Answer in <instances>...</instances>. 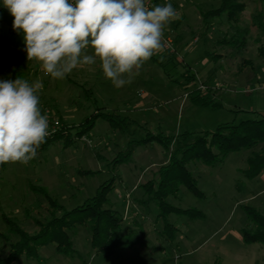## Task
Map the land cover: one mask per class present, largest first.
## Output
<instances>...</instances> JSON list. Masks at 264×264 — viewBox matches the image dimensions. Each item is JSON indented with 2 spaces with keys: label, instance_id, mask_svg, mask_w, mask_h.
Instances as JSON below:
<instances>
[{
  "label": "rangeland",
  "instance_id": "1",
  "mask_svg": "<svg viewBox=\"0 0 264 264\" xmlns=\"http://www.w3.org/2000/svg\"><path fill=\"white\" fill-rule=\"evenodd\" d=\"M145 1H150V8L171 3L177 10L178 18L167 25L163 37V43L166 38L172 40V48L154 55L160 60L163 57L164 68L150 58L138 74H132L131 83L121 88L104 77L98 58L94 65L77 67L63 80L46 76L39 63L27 60L23 34L11 36L5 25L0 26V80H40L41 106L58 114L66 128L62 131L75 132L85 119L101 112L119 115L127 126L124 131L100 118L93 130L75 138V143L54 144L27 165L16 162L0 166V232L7 236L0 238L1 258L7 257L9 244L16 239L3 216L34 233L35 217L44 221L52 211L61 213L52 209L42 190L70 210L116 175L110 204L123 215L124 230L131 229L134 237L141 238L140 245L120 249L112 258L104 259L91 247L88 230L78 227L69 230L75 249L72 257L59 254L55 245L49 244L39 249L38 258L23 255L13 264H264V243H245L242 237V229L248 226L244 207L264 213V172L252 180L244 174L249 150L229 153L213 167L200 162L187 164L203 196L182 185L168 202L179 209L195 208L205 217L192 219L169 213L167 219L177 230L173 240L171 230H164L158 218L157 205L144 202L142 189L156 179L161 166L168 164L181 133L214 131L220 124L253 118V112L264 113L260 43L249 40L238 54L237 49L222 42L232 34L225 17L216 19L208 29L204 26L200 11L217 7L219 0ZM241 1L246 3V10L238 27L244 29L250 25L251 14L264 12V0ZM171 55L176 57L173 62ZM184 73H195L196 82H186ZM202 83L208 87L205 91L198 88ZM196 89L220 106L195 105L187 95ZM148 132L173 136L170 149L157 142L134 146ZM130 147L132 161L119 165L113 175L112 159ZM123 180L128 187H121ZM138 183L141 188L134 189Z\"/></svg>",
  "mask_w": 264,
  "mask_h": 264
},
{
  "label": "trees",
  "instance_id": "2",
  "mask_svg": "<svg viewBox=\"0 0 264 264\" xmlns=\"http://www.w3.org/2000/svg\"><path fill=\"white\" fill-rule=\"evenodd\" d=\"M217 7L209 10H201L200 16L206 28H210L216 19L226 18L232 29V34L222 39V42L237 49L242 54L247 47L248 41L253 40L260 43L258 54L264 57V12L259 10L250 16V25L244 29L238 27L241 17L246 10V3L241 0H219ZM159 0H153L157 4ZM13 16L3 6L0 0V26L3 24L11 36L21 35V32L13 30ZM215 55H213V58ZM156 63L164 68L165 64L158 57H151ZM176 57L171 55L172 62ZM167 73V71H166ZM186 82H196L195 73H184ZM31 83L32 81L28 79ZM187 97L198 106L219 107L220 104L214 101L210 95L199 90H193ZM42 112V107L40 103ZM254 117L242 120L239 123L230 122L220 124L214 131H205L200 134H193L185 131L179 135L178 146L170 153L168 164L163 165L157 171L155 180L148 181L142 186L145 203L153 202L159 210L158 218L162 220L164 230H171L172 240L175 237L176 229L167 219L172 211L178 214H185L189 218L197 219L205 217L203 212L195 208L179 209L171 206L168 202L170 196L176 195L181 186L191 191L196 196H203L199 190L197 180L193 173L187 168L189 162H200L207 167H213L221 163L229 153L249 150L247 168L244 174L250 180L255 179L264 172V113L253 112ZM106 120L112 127L121 128L126 131L124 121L119 115L101 112L91 116L80 123L75 132L71 129L58 131L46 138V142L38 149V153L46 151L52 145L62 143L64 146L75 143V138L82 137L91 132L98 119ZM127 125V122H126ZM173 136L165 135L162 132H148L146 136L137 140L134 146H140L152 142L160 143L167 150L170 149ZM133 146V147H134ZM133 149L128 148L125 152L118 153L111 161L113 175L121 164L132 161ZM2 166V165H0ZM116 175L98 186L95 194L87 198L82 204L68 210L59 205L49 197V194L42 190L41 194L46 197L52 209L57 208L60 214L50 212V218L41 220L34 218L37 231L29 233L12 221L9 217L3 216L11 234L16 239L9 244V253L6 258L0 257V264H13L23 255L27 258H38L39 249L54 244L55 250L62 255L72 257L75 254L69 230H76L83 227L90 233L91 247L97 250L104 259L112 258L117 251L127 247H136L141 244L140 237H134L133 231L124 230L123 215L110 204L109 194L114 189ZM35 191H38L35 189ZM39 192V191H38ZM244 211L248 220V226L242 229V237L245 243H264V213L255 207L245 206ZM0 238L7 236L0 232ZM167 239V237H166Z\"/></svg>",
  "mask_w": 264,
  "mask_h": 264
},
{
  "label": "clouds",
  "instance_id": "3",
  "mask_svg": "<svg viewBox=\"0 0 264 264\" xmlns=\"http://www.w3.org/2000/svg\"><path fill=\"white\" fill-rule=\"evenodd\" d=\"M3 6L23 34L27 60L46 76L63 80L98 58L116 88L163 52L165 28L178 18L171 3L149 8L145 0H3ZM42 88L40 80H0V165H27L50 135L39 106Z\"/></svg>",
  "mask_w": 264,
  "mask_h": 264
},
{
  "label": "built area",
  "instance_id": "4",
  "mask_svg": "<svg viewBox=\"0 0 264 264\" xmlns=\"http://www.w3.org/2000/svg\"><path fill=\"white\" fill-rule=\"evenodd\" d=\"M145 3L150 8V1H145ZM172 44V40L170 38H166L164 40V49L170 50L172 48ZM198 88L199 90L205 91L208 87L202 83L199 85ZM42 115H47L48 117L50 135L55 134L58 131H62L63 129H66L63 126L60 117L53 109H50L48 107H42Z\"/></svg>",
  "mask_w": 264,
  "mask_h": 264
},
{
  "label": "crops",
  "instance_id": "5",
  "mask_svg": "<svg viewBox=\"0 0 264 264\" xmlns=\"http://www.w3.org/2000/svg\"><path fill=\"white\" fill-rule=\"evenodd\" d=\"M140 179H141V177L138 179V182H140ZM122 182H123V183L120 184L122 188L128 187V183H127V182H125L124 180H123ZM137 186H139V183H138V185L134 186V189H136ZM139 187H140V186H139ZM139 187H138V188H139ZM140 188H141V187H140ZM115 208H116V206H115Z\"/></svg>",
  "mask_w": 264,
  "mask_h": 264
}]
</instances>
